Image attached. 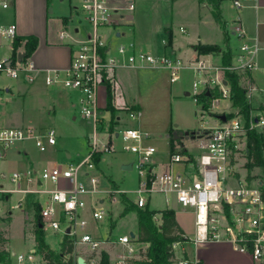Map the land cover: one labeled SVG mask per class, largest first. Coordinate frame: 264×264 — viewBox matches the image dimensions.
<instances>
[{
  "label": "built area",
  "instance_id": "2783aa9c",
  "mask_svg": "<svg viewBox=\"0 0 264 264\" xmlns=\"http://www.w3.org/2000/svg\"><path fill=\"white\" fill-rule=\"evenodd\" d=\"M14 0H0V11L9 9ZM74 7L83 14L89 24L90 31L82 39L72 41L69 65L65 69L43 71V81L47 86L60 85L62 88L78 92V111L93 126V140L89 141L90 150L81 160L69 161L65 165H46L39 171L31 168L14 171L10 175L12 182L25 181L35 185L33 192L39 195L40 227L61 233L74 246L86 248L91 257L84 264H98L99 254L106 251L108 245L118 247L120 251L110 257V264H135L145 253L148 243L138 240L130 232L109 237L106 229L110 219V205H123L120 189H104L100 186V177L96 173L93 156L97 152H114L112 138H119L122 149L137 155L135 168L144 179L139 181L134 191L135 197L129 198L137 207L148 203L146 196L153 192L164 195L168 204L175 201L182 209L191 210L194 214L195 235L193 243L207 240H229L235 248L248 253L252 260L264 264V200L262 198V182L246 180L236 174L242 166L240 159H247L248 133L255 131L264 135V112L250 111L245 118L240 111L232 113L227 106L222 110L221 101L231 100L232 92L225 79V70L253 71L260 69L264 75V67L259 66L257 55L261 46L255 38H249L239 18L233 22V34L240 41L238 50L232 56L229 66H209L202 59H196L192 94L198 103V112L214 113L216 124L210 125L201 120L198 128L184 131L179 135L190 143L188 150L176 140L170 147L167 162L163 171L154 172L149 164L156 153L154 146L143 144L148 134L137 127L122 126L110 129L104 125L99 103L98 91L107 82L113 83L117 68L152 67L163 68L169 74L170 82L179 79L184 63L180 59L167 55H156L144 50L135 49L132 42L120 43L112 49L102 34V28L117 25L124 12L134 10L133 0H76ZM232 6L239 9L243 0H231ZM183 31V28H180ZM69 36L60 31V37ZM14 22L0 23V78L24 79L31 83L39 72L33 65L30 56L24 55L23 40L18 47V38ZM22 56L19 59V55ZM214 74H211V70ZM226 82V83H225ZM7 88L0 85V92ZM255 90L249 87V101ZM201 92L212 93L207 109L198 102ZM0 100L1 96H0ZM118 110L125 111L128 119L138 121L141 111L124 102L115 104ZM221 108V110H219ZM219 110V111H218ZM224 114L225 121L217 116ZM117 121V119L115 120ZM106 130L108 140L97 149V132ZM32 141L39 151L57 143L54 128L37 129L31 125H0V163L8 148L17 142ZM179 141V140H178ZM183 150V152H181ZM181 166L176 169V166ZM245 167V165L243 166ZM0 174H3L0 172ZM233 184H232V183ZM2 187V186H0ZM3 189V188H2ZM8 190H0V197ZM20 207L19 202L11 208ZM88 210L89 217H85ZM158 222V215L154 216ZM186 242V241H183ZM182 241L174 242L171 250L175 254L177 264H197L198 260L178 257L176 249ZM69 258L63 255L64 262ZM57 264L43 259L35 248L26 253L10 256L9 262L0 264ZM74 264H77L75 260Z\"/></svg>",
  "mask_w": 264,
  "mask_h": 264
},
{
  "label": "crops",
  "instance_id": "0c3cea01",
  "mask_svg": "<svg viewBox=\"0 0 264 264\" xmlns=\"http://www.w3.org/2000/svg\"><path fill=\"white\" fill-rule=\"evenodd\" d=\"M59 1L63 0H14L12 6L5 10L0 11L2 13V20L0 23H7V22H14L16 24L17 33L19 37H25L29 35H33L37 37L38 43L35 47L34 51L30 56V59L33 65L39 70L36 73V78L33 82L28 83L24 77H20L19 79H14L16 81V87L13 84H6L1 85L2 87L7 88L5 91L0 92L5 96H23L24 101L26 100L25 105L27 107H32L38 109L40 112H47L48 114L53 113L57 114L59 112L68 111L74 109L76 105L71 100V96L77 94L79 97L78 92L69 91L62 88L60 85H52L47 86L43 81V71L44 70H51V69H65L69 65L70 61V54H71V47L72 41L71 37L74 39H82L84 38L88 32L90 31L89 24L84 20L83 16L80 18L78 12L79 10L75 9L74 7L77 4L76 0H67L69 2L70 10L69 13H65L64 15H60V11L58 10V3ZM172 3H181L183 2L184 8H188L191 11V19L187 22H183L179 26V31L181 33H185V40L184 43L178 41L175 38L173 30L168 26L165 28L167 33V38L163 39V52L162 55H167L171 58L180 59L184 63V68L182 70L194 75V66L193 68L190 66L193 64V61L196 59H202L206 62L209 66H222L221 64V53H210V54H199L195 49V45L198 43L202 44H216L221 48H229L231 50L232 56L238 50V46L240 41L236 38L233 34V22L236 18L240 19V22L245 30V34L249 38H255V40L261 46V50L257 55V61L259 66L264 67V0H243V6L239 9H236L232 6L231 0H222L219 2V12L222 23H219L215 20L212 14V4L208 3L207 1L199 2L198 0H171ZM134 2V10L124 12V18L117 24L113 25L112 27H104L102 28V34L106 38L108 45L114 49V47L120 43H128L132 42L134 44L135 49L144 50L150 53L152 52V48L148 44L143 43L136 35L134 29V21H133V12L136 10V2ZM70 27V31H67L65 28ZM180 28H183L181 31ZM60 31H64L67 36L66 38L60 37ZM155 54V53H153ZM158 55V54H156ZM232 60V57H231ZM143 69V77L146 78L148 81L153 80H160L161 78H165L167 81L169 79L168 72L163 68H152V67H127L121 66L116 69L114 76H113V83L111 85V90L113 94V106L117 110L116 118L117 121H114V124L123 120L122 116L119 114L123 110H118L115 106L118 102H124L129 106H133L135 108L140 109L141 114V99L140 96L135 93V88L137 84L133 80L136 78V73ZM192 71H191V70ZM211 74H214V70H211ZM244 74L242 76V84H248L251 79V86L255 88L252 92L254 93L257 98V104L254 105L252 102V94H251V107L253 111H262L264 112V82L261 79H258L260 75V69L253 70L249 72V77ZM259 74V75H258ZM168 77V78H167ZM193 80V79H192ZM177 81V80H176ZM175 81V82H176ZM171 84L174 82H170ZM54 87V88H53ZM191 92L186 91L185 95H190ZM1 96V95H0ZM77 97V103H78ZM106 97H107V87L102 86L99 88L98 91V103L100 107V111L102 112V116L106 122H110V115L109 112L105 110L106 107ZM22 98V97H21ZM195 101V100H194ZM231 100H225L223 105H220L221 108L226 107L227 103H230ZM9 100L4 98L0 100V117L4 116L7 109H9L10 113H18L20 119V123L24 122V112L23 106L19 104L18 107L9 106ZM197 105V109L199 108L198 103L195 101ZM7 105V106H5ZM254 106H258L257 109H254ZM20 108V111H18ZM197 112V111H196ZM75 119V117H73ZM16 122V120H13ZM127 122V116H124V120ZM133 121V120H131ZM139 121H136L139 126ZM29 124H21L20 126H25ZM8 126V125H5ZM13 126V125H9ZM38 129V128H37ZM46 129V128H45ZM179 130L183 132V130L178 129L177 125L173 127H169L166 133L169 131ZM42 130V129H41ZM190 130V129H188ZM186 130V131H188ZM180 144H183L186 149L188 147L191 148L190 143L188 141L183 140L180 138ZM21 146L12 149L13 146L8 148L5 152V157L2 163L1 170H8L11 169L9 167L17 166L19 162V166L21 170L26 169H33L35 171H39L42 167L46 165H65L69 161L76 160L70 153L65 154V158L61 163H57L52 159L54 155H56L60 151V147L57 143L53 146H48L45 151H39L32 141H24L19 142ZM31 144L37 149L32 151L30 149ZM167 144L170 150L171 143L169 141V137L167 134ZM12 149V150H11ZM169 152V151H168ZM263 156H264V147H263ZM156 154V153H155ZM166 155L165 161L163 163V167L167 162ZM157 165L159 162L157 160L154 161ZM0 163V164H1ZM24 167H22L24 164ZM181 166H176V169H180ZM126 168V166H123ZM261 168V167H260ZM243 169H246L243 168ZM263 169V168H262ZM264 170V169H263ZM17 171V170H13ZM240 171V170H239ZM100 172L103 171L100 169ZM104 174V173H103ZM241 174V173H240ZM105 175V174H104ZM238 177L243 178L244 176L236 174ZM108 177V181L106 180L107 186L110 185L109 179L112 180L109 174L105 175ZM113 181V180H112ZM21 188L24 189L20 191L18 188H14L13 190H8V192L4 193V199H0V203H5V201H9L12 194L15 192H22V194L17 198L20 207L23 205L24 199L26 195L30 193H34L33 189L31 188L30 184H27L25 181H21ZM0 186L3 187L1 184ZM103 186V185H102ZM27 193V194H25ZM126 195V194H125ZM127 196V195H126ZM128 197V196H127ZM1 198V197H0ZM38 199L39 195L37 194L36 199L33 201V215L31 218H26L24 221V229L23 234H25V224L26 222H30L34 219V204L36 203L38 206ZM16 204V203H15ZM148 204V203H147ZM14 205V204H13ZM10 208L7 211V215L4 217L6 218V223H10L12 220V212ZM121 206V205H118ZM18 207V208H20ZM1 208V205H0ZM123 209V207L121 206ZM120 209V211H122ZM153 209V208H151ZM163 209H172L175 212V217L183 229L185 235L188 237L186 242H183L180 247V255L178 257H188L191 260H198L197 264H259L252 260L251 256L248 253L241 252L237 248H235L234 244L229 240H207L204 242H199L194 244L192 241L195 235V224H194V214L191 210H184L182 209L175 201L172 200V206L164 207L157 210ZM156 210V209H155ZM190 211L193 214V229L188 230L178 218L179 213H186ZM88 212V210L86 211ZM134 214V213H133ZM135 215V214H134ZM0 217H3L0 216ZM112 214L110 213V218ZM136 217V216H135ZM159 218V215H158ZM2 220V218L0 219ZM1 230V229H0ZM115 227L111 229L113 232ZM6 231V238L8 242L6 244V249L10 252L8 247L9 244V237L7 230ZM44 232V230H43ZM133 232V231H129ZM110 233V232H109ZM127 232H120L119 235L124 234ZM134 233V232H133ZM33 238V233L30 234ZM62 241V238H61ZM59 242V247L60 243ZM35 248V242H34ZM33 249V248H31ZM30 249V250H31ZM53 250V249H52ZM55 251V250H54ZM76 252L80 253L81 255H76L75 251L72 254L74 256V260H77L78 257H82L84 262H86L91 256L90 252L84 247H78ZM82 253H88V258H85ZM11 256V253H10ZM110 257L111 254L109 255Z\"/></svg>",
  "mask_w": 264,
  "mask_h": 264
},
{
  "label": "rangeland",
  "instance_id": "374dc122",
  "mask_svg": "<svg viewBox=\"0 0 264 264\" xmlns=\"http://www.w3.org/2000/svg\"><path fill=\"white\" fill-rule=\"evenodd\" d=\"M135 2L136 10L133 12L135 33L137 37L146 44V47L148 44L150 45L153 53L162 55V41L167 38L165 28L168 26L173 30L175 38L184 43L186 34L179 31V26L183 22H187L191 19V11L188 8H184L185 6L183 5V2L186 1L174 4L171 0H135ZM58 10L60 11V15L69 13V2L67 0L59 1ZM78 13L80 18H82L83 14L81 12ZM0 20H2L1 12ZM65 29L70 31V27H66ZM190 66L193 68L194 64H191ZM137 70L140 71L136 73V78L134 80L131 78V80L133 82L135 81L137 84L138 88H135V93H137L141 99L142 114L139 126L136 121H131L128 118L127 122L123 121L126 114L125 111H122L119 114L123 117V120L113 124V129H119L122 126L137 127L142 132L147 133L148 137L143 139V144L147 146H154L156 148V154L152 157L153 161L149 164V166L154 172H161L164 169L163 163L169 151L167 144L168 133H166L169 127L174 128V125H177L178 129L183 130L184 133V131L188 129L192 130L198 128L201 120L203 119L207 120L210 125L216 124L217 120L215 119L214 113L205 112L200 115L194 101L193 94L191 93L190 95H185L186 91L192 92V79L194 75L191 73H188L187 75L186 71L181 70L179 79L171 84L169 80L167 81L165 78L148 81L143 77V71H141L143 69ZM258 79H261V81L264 82V75L261 71ZM6 84H13L16 87V81L14 79L6 76L1 77L0 85ZM0 95L1 99L7 98L9 100V102L6 103L9 106L18 107L19 104L23 106L24 124H29L38 129H55L60 151L54 155L52 159L57 163H61L64 160L67 152L75 157L76 160H81L91 149L89 141L93 140V126L89 120L83 118L78 111L77 94L71 96V100L76 107L57 114L40 112L36 108L27 107V104L24 107L26 102V100L24 101L23 99L24 95L18 97L16 95ZM257 101L258 98L253 93V104L256 105ZM224 103V101H221L220 105H223ZM253 108L257 109L258 106H254ZM223 109H225L224 106L222 110ZM219 110H221V108ZM227 110L232 113L239 111L238 108L232 105V100L230 103H227ZM18 111H20V108ZM253 112L255 113V111ZM73 117H75V119H73ZM18 119H20L19 112L12 114L9 109H7L5 115L0 117V125L20 126L23 123H20ZM102 119L104 121V125H110V122H106L103 116ZM13 120H16V122ZM96 137L98 141L97 149L100 150L102 148V143H105L108 140L107 131L102 130L97 132ZM112 144L115 147L114 152H97L101 154L95 169L96 173L100 177V187L104 189L113 188L111 187V184L107 186L106 183V180L108 181V177L105 175L109 174L113 182L117 184V187H114V189L122 190L128 198L133 199L135 197L134 191L138 188L139 181L145 178L144 175L139 174L138 170L135 168L137 155L123 150L122 142L119 138L113 137ZM12 146V149H16L21 146V143L17 142ZM30 149L35 151V153L37 151L33 144H31ZM155 160L159 162L158 165L154 162ZM246 162V158L242 157L240 159V164L242 166L240 167V171L237 172L238 175L244 176L247 174V170L243 169L245 168L243 166ZM18 164L17 166H11L9 167L11 169L4 171L1 170L3 167L2 163L0 164V172L3 173L0 174V185H3V187H0V190H13L14 188H18L20 191L24 190L21 188L20 182H12L10 180V175L13 170L19 171L20 169L21 166ZM22 165V167H24L26 163ZM123 166H130V168H123ZM100 169L105 175L100 172ZM251 175H253L254 182L261 181L262 186L264 187V170L262 168H254ZM30 186L32 189L35 188L34 183L30 184ZM21 194L22 192H14L9 201L0 203V216L3 215V217H0V219L2 218V220H0V229L7 230L9 237L8 247L11 255L26 253L31 248H34L33 238L30 235L33 233L34 219L30 222H26L25 224V234L29 237H24L23 229L25 219L27 217L31 218L33 215V201L36 199L37 194L30 192L28 194L25 193L27 195L24 199L23 205L20 208L11 209L12 220L10 223H6V218H4L8 214L7 211L10 209L8 207L18 203L17 198ZM146 198L148 199V206L156 210L172 206V201L166 204L164 201V195L159 192H153L149 198L148 196H146ZM0 199H4V194ZM121 206L123 207L122 204ZM121 206H118V204L110 205V213L112 214V217L107 222L106 229L103 230L109 234V237L119 235L120 232L133 231L134 233H137V220L135 215L133 213H128L125 216H120V209H122ZM85 217H89L88 212L85 213ZM178 218L182 225H184L188 230L193 229V214L190 211L186 213H179ZM113 227H115V230L112 232L111 229ZM4 232L6 237V231ZM44 237L45 242L49 245V247L55 250V252H59V242L61 241V238L63 239L61 233H53L51 230L45 228ZM179 247L180 246H178L175 251L177 256L180 255ZM106 248L109 250L112 257L115 253L120 251L118 247H114L112 245H108ZM76 250V255H81L79 252L77 253ZM82 255H84L85 258H88L89 256L88 253H82ZM72 258L75 262L74 256ZM61 262H64L63 258ZM56 263L59 264L58 261H56Z\"/></svg>",
  "mask_w": 264,
  "mask_h": 264
},
{
  "label": "trees",
  "instance_id": "16d2710c",
  "mask_svg": "<svg viewBox=\"0 0 264 264\" xmlns=\"http://www.w3.org/2000/svg\"><path fill=\"white\" fill-rule=\"evenodd\" d=\"M199 2L207 1L212 4V14L216 21L222 23L219 2L222 0H198ZM23 40L24 44V55L29 56L37 46L38 40L36 36L29 35L25 37H18L15 41V47H18L20 41ZM195 49L199 54H210V53H221V64L222 66H229L231 64L232 53L229 48H221L216 44H202L198 43ZM249 77L250 71H241ZM240 71L225 70V79L232 92L231 100L232 105L239 109L240 113L245 118L249 116L252 109L247 91L251 86V79L248 84H242V76ZM107 97L105 110L110 115V129H113V124L116 118L117 110L113 106V94L111 85L107 82ZM212 98V93L201 92L198 95V102H202V108L207 109L209 107ZM178 135L181 133L179 130L171 129L168 133L169 141L171 145L176 140L180 139V136L175 139L174 134ZM248 153L247 162L245 164L247 174L246 180L250 181L253 179L251 175L252 171L256 167L264 169V135L259 134L255 131L248 133ZM183 152V150H181ZM101 154L96 153L93 156L94 162L97 165ZM111 187H117L111 179H109ZM262 198L264 200V187L262 186ZM121 201L123 203V209L120 212V216H125L128 213H134L137 220V237L141 242L148 243V247L143 256L135 261V264H177L175 260V254L171 250V245L174 242L187 241L188 237L185 235L183 229L178 224L175 212L172 209L155 210L151 209L148 204L144 207H137L126 195H121ZM155 215H159L158 222L154 219ZM5 232L0 230V262L10 261V252L6 249L8 239L5 237ZM33 236L35 242V249L39 255L52 263L58 261L59 264H74L72 254L74 253V246L66 237H63L60 243L59 252L52 250L49 245L45 242L44 232L40 227L39 217V206L34 204V228ZM63 255H68L67 262H61ZM98 264H110L109 254L102 250L99 254Z\"/></svg>",
  "mask_w": 264,
  "mask_h": 264
},
{
  "label": "water",
  "instance_id": "95a60500",
  "mask_svg": "<svg viewBox=\"0 0 264 264\" xmlns=\"http://www.w3.org/2000/svg\"><path fill=\"white\" fill-rule=\"evenodd\" d=\"M22 56V54L19 55V59ZM226 83V82H225ZM220 120L225 121L226 116L224 114H220L217 116ZM182 135V132L179 134ZM179 135L177 133L174 134L175 139H177L179 137ZM126 168H130V166H126ZM130 236L134 237V233L130 232ZM77 264H84V259L82 257H78L77 258Z\"/></svg>",
  "mask_w": 264,
  "mask_h": 264
}]
</instances>
